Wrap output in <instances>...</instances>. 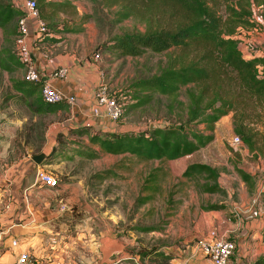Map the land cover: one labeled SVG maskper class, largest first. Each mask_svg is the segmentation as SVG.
<instances>
[{"label":"trees","instance_id":"trees-1","mask_svg":"<svg viewBox=\"0 0 264 264\" xmlns=\"http://www.w3.org/2000/svg\"><path fill=\"white\" fill-rule=\"evenodd\" d=\"M150 2L152 0H135ZM169 5L176 14L175 24L169 28H152L147 24L144 31L122 32L110 35L103 45L104 49L117 58L140 57L146 52L155 54L168 53L165 63L152 75L137 78L128 87V108L151 107L156 98L166 100L164 109L176 120L165 119V124L139 132L107 131L101 133L90 126H82L67 131L57 132L56 146L46 155L44 162L54 159H96L101 154L119 156L117 166L127 170L121 162H164L189 156L207 146L214 139L213 131L217 121L233 112L232 127L236 136L245 145L249 153L255 150L252 133L236 121L237 111L230 92H225L224 83L232 75L237 85L246 93L264 103V77L259 75V67L264 68V57L244 59L236 36L243 30L258 28L253 20V6L264 11V0H159ZM39 16L44 21L46 31L36 44H49L51 32L57 31L59 12L72 9L71 0H35ZM101 6L111 9L113 0H100ZM136 3V2H135ZM136 5V4H135ZM139 5L122 4L113 12V23L119 24L131 17H139ZM23 15L21 8L13 0H0V29L5 36L13 37L15 51L9 46L0 48V69L10 74L26 66L20 62L17 54L18 20ZM90 16L82 17V22ZM111 24V20L108 22ZM74 29L65 32H81ZM60 32V31H58ZM99 49V48H96ZM172 51L175 54H172ZM190 51L195 56L190 57ZM95 56L100 53L96 50ZM200 53V56H197ZM15 91L13 97L24 103L32 114L50 115L56 112H68V104H47L41 95L44 81H28L24 78L11 79ZM232 88V85H231ZM184 89L185 102L179 99ZM230 91V90H229ZM227 93L229 95H227ZM12 97V96H11ZM115 98V97H114ZM116 99V98H115ZM117 100V99H116ZM147 107V108H148ZM170 118V117H169ZM202 123L205 132L193 128ZM207 132V133H206ZM75 137L74 139H70ZM87 139V143L83 138ZM81 140V141H76ZM83 141V142H82ZM96 147L98 149H96ZM158 168L152 169L144 178L141 192H147L136 199L137 205L149 202L153 194L160 192L159 177L164 173ZM234 172L240 177L249 193L256 188L253 175L234 166ZM113 175L112 170L103 174ZM181 176L193 181L202 193L225 195L219 185V171L206 163L187 164ZM260 203L264 209V188L260 193ZM222 205L202 206L204 211L217 210ZM85 213L73 205L58 218L68 228L76 227L85 218ZM135 230L151 232L158 226L134 227ZM165 258L167 256L163 255ZM251 264H264V254Z\"/></svg>","mask_w":264,"mask_h":264},{"label":"rangeland","instance_id":"rangeland-1","mask_svg":"<svg viewBox=\"0 0 264 264\" xmlns=\"http://www.w3.org/2000/svg\"><path fill=\"white\" fill-rule=\"evenodd\" d=\"M14 1L16 7L20 9L24 0ZM99 1L72 0L73 10L65 9L59 12L56 29L60 31L58 35L65 39L63 42L65 49L77 55L76 59L97 58L96 61L101 71V82L106 86L108 94L115 97L121 104L122 113L114 123L113 129L119 132H139L162 126L167 118L172 121L176 120L174 115H168L164 109L163 105L166 100L163 98H156L151 102V107L147 106L148 108L134 110L128 108L130 101L127 95L130 94L128 91L130 83L137 78L156 73L165 63L168 53L146 52L136 58H117L110 55L103 47L106 38L110 35L127 31H144L147 24H151L152 28L156 29L172 27L176 19L173 9L159 0L140 1V3L135 0H113L116 3L111 5V9L101 6ZM124 3L133 5L135 8L139 5L138 10L142 16L128 18L119 24L113 23V12ZM85 15L90 17L82 22V17ZM110 20L111 24L108 23ZM253 20L259 23L257 31L263 33L264 11L257 6H253ZM74 29H82L83 33L67 34L65 32ZM239 35V47L244 59L264 57V42L253 45L247 41L245 33ZM2 46H9L15 51L13 37L5 36L0 29V48ZM49 50L54 51L53 47ZM96 50L100 53L99 57H95ZM172 54L175 53L172 51ZM192 56H195L194 51H190V57ZM197 56H200V53ZM259 75L264 77V68L261 66ZM24 77L25 67L13 74L0 69V168L29 155L37 156L41 153L50 135H54L64 117L62 112L50 115L32 114L24 103L13 97L15 91L12 88L11 79ZM224 87L225 92L228 91L233 96L238 117L236 121H241L242 125L252 133L255 142L253 153H249L242 142L234 147L230 145L231 138L235 135L232 127L234 114L231 111L216 122L213 141L192 155L164 162H137L134 159L121 162L123 166L128 167L127 170L117 166L119 156L108 154H101L96 159H84L83 161L77 157L54 159L53 161L62 164L58 170L51 169L48 172L54 180L52 186L82 182L84 184L82 189L73 184L65 189L61 196L69 200V205L86 206L90 214H103L111 219L119 217L121 220L116 224V232L124 227H131V225L158 226L160 230H156V233H163L161 230H174L177 233L180 232L178 240H182L186 235L194 233L196 229L192 222H187L185 215L176 219L170 218L169 212L177 208L176 204L188 201V207L192 209L197 200L201 202L200 205L204 203L208 205L224 197L218 193L204 196L205 193L198 191L193 181L182 177L181 173L187 164L199 162L216 167L219 171L218 181L234 186H237L240 179L234 172L236 165L254 176L256 190L264 188V103L243 91L232 75H228ZM183 93L184 89L180 92L179 99L185 102ZM193 128L205 132V126L202 123L196 124ZM49 162L50 160L47 159L46 162L42 161V164ZM154 168L164 173L159 177L158 182L161 190L153 194L149 202L137 205L136 199L142 194H148L141 192V186L148 172ZM105 170H112L115 174H103ZM190 218L196 220L198 217L190 216ZM138 239L148 248L156 245L161 238L146 235Z\"/></svg>","mask_w":264,"mask_h":264},{"label":"crops","instance_id":"crops-1","mask_svg":"<svg viewBox=\"0 0 264 264\" xmlns=\"http://www.w3.org/2000/svg\"><path fill=\"white\" fill-rule=\"evenodd\" d=\"M69 33L80 34L83 30ZM242 33L253 45L264 42V32H258L257 28L242 29L239 34ZM58 34V31L48 34L54 39L49 44H36V22L27 21L30 65L42 81L63 94L74 96L75 101L68 106L60 127L50 135L41 153L0 168V264H12L21 252L34 256L32 264H210L197 249L196 242L214 237H225L234 242L235 250L229 264H251L263 255L264 209L258 202L257 190L249 193L240 179L237 186L218 181L225 195L222 200L209 204L222 205L221 209L204 211L201 205L207 203L200 205L198 200L192 209L188 207V201L176 204L177 208L169 212L170 218L185 215L187 222H192L196 229L182 240H178L180 232L174 230H161L163 233L160 234L138 231L133 225L116 232V224L121 220L119 217L111 219L103 214H90L86 206L78 204L74 205L86 215L81 224L68 228L58 221L59 216L73 206L61 196L63 191L73 184L82 189L84 184L66 183L53 187L37 181L39 170H58L62 164L57 161L42 164L57 144L56 133L67 134L68 130L82 126H90L101 133L115 131L114 123L105 117L104 109L100 110L101 116L91 114L97 105L99 86L103 84L97 58L76 59L78 56L67 52L63 45L65 39ZM239 37L236 36L237 39ZM48 46L54 51H50ZM61 67L67 69L66 74L56 76V70ZM70 139L74 137L70 136ZM83 140L87 143L86 137ZM190 216L198 218L192 220ZM146 235L161 239L147 248L138 239Z\"/></svg>","mask_w":264,"mask_h":264},{"label":"built area","instance_id":"built-area-1","mask_svg":"<svg viewBox=\"0 0 264 264\" xmlns=\"http://www.w3.org/2000/svg\"><path fill=\"white\" fill-rule=\"evenodd\" d=\"M23 15L18 20V32L16 47L17 54L20 62L26 66L25 79L28 81L40 80L39 73L30 65V52L27 46V21L34 20L37 27V40H40L45 31V23L39 16V9L35 0H25L21 9ZM97 57V56H95ZM67 72L65 67L56 70V76H64ZM41 95L47 104H60L65 103L72 105L75 101L74 96L63 94L56 88L52 87L49 83L43 82L41 87ZM101 108L105 110V117L109 118L115 123L121 116V104L111 97L104 84L99 86L97 97V105L92 110V116H101ZM238 136L234 135L231 138L230 145L237 146L240 143ZM37 181L52 186L54 184L53 177L45 170L37 172ZM263 188L257 190V198L260 203V193ZM197 249L209 260L210 264H229L230 258L235 250V244L231 239L225 237H214L210 240L199 239L196 242ZM34 256L28 252L19 253L14 259L12 264H32Z\"/></svg>","mask_w":264,"mask_h":264}]
</instances>
